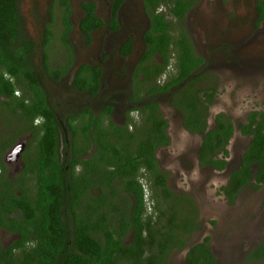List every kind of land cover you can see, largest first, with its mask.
<instances>
[{
  "label": "flooded vegetation",
  "instance_id": "1",
  "mask_svg": "<svg viewBox=\"0 0 264 264\" xmlns=\"http://www.w3.org/2000/svg\"><path fill=\"white\" fill-rule=\"evenodd\" d=\"M62 1L32 0L31 7L22 10L18 0V12L21 16L19 23L13 29L7 28L5 31V37L16 39L11 43L13 48L17 49L20 55L29 57L23 60L22 65L19 64L21 72L15 75L9 74L0 65V74L4 73V80L9 79L17 89L10 99L6 94H2L5 85L0 82V192H14L21 195L22 189L34 197L39 192V160L42 144H45L46 140L51 142L48 150L51 156L53 142L47 117L36 114L37 111H35L36 116H32L17 104V100L22 99L27 100L29 106L37 101L38 87L33 85L30 79L32 77L28 76L31 72L40 81L45 94L52 99L49 109L57 119L59 150H66L64 154L66 160L72 161L77 157L74 145L81 149L87 147L89 143L90 149L82 155V158L90 160L91 158L86 155L92 154L96 141L107 145L116 143L117 147L130 140L140 144L142 139L149 138L150 130L158 124L157 119L167 124L165 132L170 140L169 146L160 147L156 151L159 166L157 156L159 151L171 146L169 129L172 119H179L181 129L190 136L200 138L198 159L203 136L214 128L216 117L223 114L215 115L213 125L210 124L211 108L216 105L220 83L216 76L217 69L227 71L231 69L237 72L240 69L238 66L240 62L255 59L257 56L255 53L260 49L259 43L248 40V32L241 25L237 23L231 25L230 34H224L226 38L222 39L220 23L213 24L215 17L220 20L222 13L226 16L227 12H231L233 7L231 3L234 1L241 3V1L181 0L189 6L184 9L185 17L181 19L177 16L179 10L175 11L180 0H159L156 6L149 0H67L71 7L69 20L72 29L66 37L67 7L63 6ZM243 1L251 4L254 16L253 27L259 28L264 24V20L259 21L257 3L260 0ZM83 5H86V8H83ZM56 10L63 16L59 36L56 29H53L55 25L52 14ZM90 13H93L97 20L89 26L87 32H84L81 24ZM159 19L168 26L166 34L172 39L169 46L160 47L162 29ZM187 19L191 21V26L184 23ZM192 27L195 28L194 32L197 28L203 31V36L198 40L192 35ZM158 30H161V33ZM47 40L50 41L48 45H46ZM5 47L8 45L6 44ZM55 49L57 51L60 49L62 52L54 59L52 56ZM194 63L196 67L193 70ZM186 66L191 68L188 70ZM82 67H86L81 74L84 89L75 83ZM94 73H97L98 86L96 94L90 95L89 90H93L89 87L88 80L96 77ZM57 74H59L58 79ZM237 75L241 76L240 71ZM207 94L214 95L213 103L207 101ZM206 112L207 130L203 135L192 134L187 130L185 122L189 123L191 118L194 124H198L199 113ZM254 112L259 111L251 113ZM223 115L230 118L226 114ZM230 120L233 123L231 118ZM14 121L17 129L12 127ZM237 129L238 127L236 131ZM14 130L17 132L10 138ZM77 131L79 138H75L74 135ZM241 136L247 138L249 143L238 160V166L232 170L234 161L230 160L229 152L228 166L223 170H231L228 183L232 171L239 168L246 149L253 141L252 137L242 134ZM17 147L19 151L14 153ZM97 149L99 151L98 147ZM107 153L111 154L112 148ZM209 169L214 173L223 172ZM161 170L167 174L169 183L170 174ZM228 183L220 188L219 193L233 205L238 199L234 203L230 202L223 190ZM263 186L264 183L258 189L247 187L259 191ZM145 187V200L149 202L151 191L148 186ZM177 195L196 201L192 194L184 191H178ZM1 200L0 211L3 205ZM197 223L199 227L188 237L185 246L189 249L188 252L199 244H193L191 248L189 246L191 238L201 231L200 213ZM257 225L260 226V223ZM19 239L18 234H10L5 228L0 227V242L4 249L10 248ZM251 239L252 237H249L246 240ZM207 245L212 249L216 263H219L210 242ZM247 245L246 248L233 245L234 251L229 253L230 263L237 262L238 253L247 252ZM262 245L263 242L255 247L254 244L250 245L253 247L246 258L249 263L263 262L262 259L254 257ZM174 251L181 250L172 249L169 255ZM239 258L241 260L242 256ZM187 259L188 253L184 264H189Z\"/></svg>",
  "mask_w": 264,
  "mask_h": 264
},
{
  "label": "trees",
  "instance_id": "2",
  "mask_svg": "<svg viewBox=\"0 0 264 264\" xmlns=\"http://www.w3.org/2000/svg\"><path fill=\"white\" fill-rule=\"evenodd\" d=\"M149 1L156 6L159 0ZM62 4L67 7L66 37L72 29L69 20L71 7L67 0ZM188 7L178 1L177 16L183 19L184 9ZM257 9L259 21L264 20V0L258 1ZM18 10V0H0V65L11 75L21 72L23 60L29 57L20 55L13 48L11 43L16 39L5 37L6 29L11 30L19 23ZM96 20L90 13L81 29L87 32ZM158 22L162 29L160 47L169 46L172 39L166 34L168 26L162 19ZM49 43L47 40L46 45ZM188 49L192 50L190 45ZM195 67L194 63L193 70ZM190 68L186 66V69ZM85 70L86 67H82L76 76L75 83L81 89H84L81 74ZM33 74L31 72L28 76L38 87L36 103L29 106L27 100L22 99L17 100V104L32 116H36L37 111L36 114L47 117L53 146L50 156L51 142L46 140L42 144L39 192L34 197L22 189L21 195L0 192L3 203L0 227L20 237L8 249H4L0 242V264H165L171 250H182L188 237L199 227L195 201L180 197L168 188V176L162 172L156 157L158 148L169 146L170 140L165 132L167 124L157 119L158 124L150 130L149 138L142 139L140 144L129 139L130 142L117 147L116 143L107 145L96 141L92 154L86 155L90 160L82 158L90 149L89 143L87 147L80 146L82 150L74 145L77 157L66 160V150H59L57 119L49 109L52 99ZM94 75L96 77L88 80L93 90H89L90 95L96 94L98 86L97 73ZM0 82L5 85L2 94L12 99L17 89L9 79L4 80V73L0 74ZM213 96L207 94V101L213 103ZM206 116L207 112L199 113L198 124L190 118L189 123L185 122L187 130L203 135L207 130ZM238 130L242 135L252 137L253 141L239 168L232 171L228 186L223 189L232 203L247 186L258 189L264 183V114L254 112L247 115ZM235 131L230 118L223 114L216 117L214 128L203 136L198 153L201 168L226 169L228 146ZM74 135L79 138L78 131ZM111 148L112 153H107ZM145 186L151 191L149 202L145 200ZM208 242L209 238L190 249L189 264H217ZM257 251L254 257L264 261V242Z\"/></svg>",
  "mask_w": 264,
  "mask_h": 264
},
{
  "label": "rangeland",
  "instance_id": "3",
  "mask_svg": "<svg viewBox=\"0 0 264 264\" xmlns=\"http://www.w3.org/2000/svg\"><path fill=\"white\" fill-rule=\"evenodd\" d=\"M31 1L20 0L21 9L30 8ZM240 1L241 3L239 1L231 3L233 5L231 12H227L226 16L222 13L220 20L215 17L213 24L220 23L222 39L226 38L224 34H230L231 25L236 23L241 25L248 32V40L259 43L260 49L259 53H255L257 55L255 59L251 60L245 56L250 60L240 62L238 66L241 76L237 75L239 71L217 69L216 76L220 83L216 105L211 108V125H213L214 116L220 113L230 116L236 128L245 121L249 113L259 111L264 114V24L255 29L251 4L247 1ZM58 12L56 10L52 17H54L53 25H55L53 29H56L59 36L63 16L61 12ZM184 23L191 26L189 19ZM193 29L195 28L192 27V35L196 40L203 36L201 29L197 28L195 32ZM61 52L60 49L58 51L55 49L52 57L57 58ZM13 125L12 127L17 129L15 121ZM169 131L171 146L160 150L157 156L161 169L170 174L168 188L176 194L178 191L190 193L196 200L200 213L201 231L191 238L190 248L193 244L200 243L209 237L210 246L215 250L218 258L219 263L217 264H232L229 261V253L234 251L233 245L246 248L248 243L247 252L238 253L237 262L234 264L239 263V256H242L240 264H254L249 263L246 258L247 253L253 247L250 246L251 244L255 247L264 242V186L259 191L251 187L244 188L238 201L233 205L229 204L219 193L220 188L227 185L231 170L238 166V160L249 140L241 136L237 129L228 147L230 160L234 161L231 170L214 173L210 169H202L199 166L197 159L201 141L199 137L190 136L183 131L179 119L171 120ZM16 132V130L11 132L10 138L14 137ZM258 223L260 226L257 225ZM249 237L252 239L246 240ZM188 250L185 247L179 252L174 251L171 255L168 254L165 264H184ZM255 264H264V261Z\"/></svg>",
  "mask_w": 264,
  "mask_h": 264
},
{
  "label": "water",
  "instance_id": "4",
  "mask_svg": "<svg viewBox=\"0 0 264 264\" xmlns=\"http://www.w3.org/2000/svg\"><path fill=\"white\" fill-rule=\"evenodd\" d=\"M19 151V147H17L15 150H14V153L18 152Z\"/></svg>",
  "mask_w": 264,
  "mask_h": 264
}]
</instances>
